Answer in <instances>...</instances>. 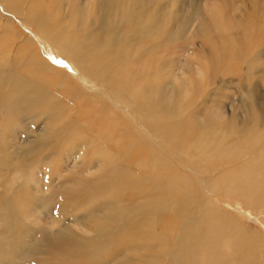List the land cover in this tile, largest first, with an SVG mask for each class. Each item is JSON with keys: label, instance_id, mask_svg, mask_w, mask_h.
<instances>
[{"label": "bare ground", "instance_id": "1", "mask_svg": "<svg viewBox=\"0 0 264 264\" xmlns=\"http://www.w3.org/2000/svg\"><path fill=\"white\" fill-rule=\"evenodd\" d=\"M26 1L0 0V5L4 8L0 9V23L6 22V24H9L11 21L8 14V17L3 15L6 9L11 14L14 13L31 24L45 41L44 44H39L38 41L36 42L31 36L23 34L16 27L11 29L6 25L4 30L0 29V175L3 173V160L12 158L13 154H16V157L20 160L23 159V156L28 155L21 151L24 147L26 152L33 155L27 157L24 161L29 162L35 158L41 159L42 157H39L43 154L42 160L45 163L43 167L47 169L52 166L56 171H59L64 159H77L78 161H76L79 163L81 160L84 161L88 152L90 157H94V159L115 155L116 153L107 151V148L99 149L100 147L96 145L98 149H95L97 141L107 139L111 134V139H114L115 135L113 141L118 146L120 145L122 149L130 144L128 148L130 151L120 152L126 155L127 159L137 157L141 153L137 151L138 144H143L145 141L149 159L152 161L151 164L153 163L155 171L153 180L147 182L133 179L132 175L127 174L130 170L122 173L116 172L117 165L110 168L109 172L106 170L108 172L106 179L97 177L95 181H93V178L80 180V187L78 186L80 192L82 188L87 191V194L91 190L98 193L101 187H104V189L102 188L103 191L106 189L102 192V197L99 194L98 198H92L94 201H99L103 204L101 206L104 207V213L101 217L104 220L100 223H97L96 220V222H92L93 225L95 224L97 231L89 237L80 236L75 230H72L73 227L71 225L66 227L64 234H62L63 230L59 231L55 236L48 238L47 242V238L44 240L37 238V232L35 231L36 236L34 235V237L37 238V242L42 248L39 264H63L65 261L72 264L107 263L106 261L116 253L117 243L122 242L130 234H135L139 238L137 246L142 251L137 256L135 254L130 256L125 254V250V253H121L124 248L118 244L123 249L118 247L120 253H117L125 255H118L121 259L119 261L116 260L118 262L115 261V264H160L161 260L164 264H199L198 258L201 255L207 258L208 264H264V243L259 239L261 235L247 233L248 230L245 231L243 229L239 219L235 217L232 211H222L223 208L220 207L218 208L221 211L213 210L211 209L213 203L210 201L214 197L212 195L216 197L222 195L229 201L228 204H232V207L233 204L237 207L238 200L247 203L250 209L255 208L257 205L261 208L264 207L263 197L257 195L258 189L264 184L262 179L264 177V141L258 144V141L263 138L264 128L261 130L259 128V115L255 106L250 107L251 104H249L252 110L247 106V110L250 111L246 113H250L251 116L249 121L246 122V126L244 125L246 123H244L241 124V127H236L238 124L235 120L236 118H229L228 122L230 125L228 122L221 124L220 121L222 120L218 118V108L216 110L217 113H213L214 116L216 114L218 117H211L210 113L208 115L211 109L206 108L207 110L210 109L206 113L204 106L200 107L204 108L206 114L199 113L201 116L204 115V117L203 119L199 117L198 120L200 121L196 122L195 117L198 115L194 114V118H192L191 112L188 114L190 108L186 106L188 105L189 93L194 89L198 90L200 87L195 85V79V81L193 80L195 86L191 85L188 88L186 84L187 86L183 88L180 98L179 93H175L171 98V103L164 107L161 105L158 91L159 80L157 78V74H160L161 69L158 56L151 54V52L149 53L150 55H147L148 53L143 54L142 47L135 50L127 48L128 36L136 39H142L143 36L149 38L150 43L145 47L149 51L153 50L154 43L159 42L160 15L162 14L157 11L159 7L155 5L156 1L123 0L118 6H124L126 3L133 1L132 5L120 7L113 10L110 14L105 10L104 15H97V10L102 8L101 5L87 10L86 4L79 5L80 0H71L70 3H66V7L72 11L71 13L63 12L65 6L63 8L58 6L57 8L58 2L55 7L57 9L52 11L50 8L54 5H51V3H55L56 0H33L34 2L28 0V3ZM105 1V7H111L112 3L108 0ZM34 4H36L35 7ZM151 4H154L157 8H153ZM221 4L222 9L217 8ZM135 7L137 12H133ZM231 7L232 0H216L213 14L206 17L202 16L201 32L204 39L201 38L200 40V50H202V46L205 45L207 40L206 43L210 44V53L215 56L216 60L213 65L207 66H205V62L196 61L195 68L197 72L195 73L201 78L206 73V69L211 68V66H213V73L217 71L218 68L216 69V67L219 66L220 59H222L221 55L231 47L229 45L231 41L234 42L236 40L235 44H239L237 39L233 40L234 38L225 36L231 29L242 26L241 23L233 21L234 15H231L233 18L229 15V19H224L225 15L231 12L228 11ZM126 23L128 28L123 29ZM222 39L226 41L222 43ZM241 39L239 40L241 41ZM244 39L246 40V38ZM243 40L241 45L245 46ZM41 45L44 51L48 49L50 53L64 56L65 59L73 61L89 79L96 83H101L106 89L93 91L85 88L86 91L82 90L81 80L62 71V67L51 59L52 54L49 57L43 54ZM230 51L231 55L236 52L232 53L234 50L231 49ZM206 53L207 50L199 58H204ZM241 55L239 56L241 57ZM35 67L47 85H56L59 88L64 87V93L69 95V97H61L62 105L55 107L53 102L44 97L41 87L33 80L36 78L33 75H25V71L29 72ZM78 76L81 77L82 75L79 73ZM251 76L252 74L247 78L250 79ZM247 78L245 80H248ZM187 82L189 83V81ZM247 87H251L253 90L255 88L254 84L249 83ZM213 90H210L209 93L216 94V89L215 92ZM195 93L194 96H196ZM249 93H252V91ZM78 96L82 98L77 106L73 100ZM190 96L193 95L191 94ZM200 96L203 97L205 94ZM196 98L198 97L196 96ZM211 98L213 99V95ZM29 99H31L34 109L39 114L37 119L32 116L24 117L25 109L30 107ZM214 99L211 101H214L215 105H217L218 103ZM83 101L86 103L90 102L89 104L92 108L85 107ZM186 107L188 108L187 111H185ZM205 107L207 106L205 105ZM216 107L212 106L211 108H214L215 111ZM219 108L221 109L222 107ZM48 109L54 110L55 114L53 116L49 115L47 113ZM100 110L104 114H101ZM193 110L192 114L195 113ZM59 111L60 115H58ZM133 113L137 117L136 120L143 126H139L129 117ZM95 114L98 116L91 120ZM111 114L119 115L118 118L120 119L115 118V122H113L110 119ZM39 121H42L40 125ZM234 122L237 123H235L236 126ZM28 124L34 128L38 125V135L31 136L33 138L31 140H23V146L18 148L19 150L9 151V145L6 144V139H10L9 132L17 133L22 131V127H26ZM88 125L90 130L94 129V125L95 127L97 125V132L92 135V132L87 128ZM46 130H49V132H46ZM127 132L128 134L125 137L128 139V136L132 134L133 136H130L131 139L127 140L123 136ZM252 132L253 135H250ZM230 133L231 137L233 136L235 139H239L240 136L245 137L243 140L248 139L247 137L251 138V136L259 138L258 141L252 140L254 141L253 144L252 141H248L252 144L254 151L250 152V157L241 165L239 164L240 166L235 161L240 158L239 155L244 150L239 149L240 143L239 145L237 144L239 141L237 143L224 142V139ZM28 135L30 136V134ZM218 137H223V140L221 141ZM54 138H59L61 141L55 143ZM159 138H161V141L158 143ZM190 149H194L197 156L194 157V155L193 158L188 160L180 159ZM172 155L175 160H178L175 164L173 163L174 157ZM48 160L54 163H48ZM8 162L13 165L11 161ZM91 167L95 168L92 165ZM177 167L189 172V178H186L182 174V170H178ZM81 169H83L82 165ZM86 172L89 171L86 169ZM213 172H217V174H211ZM59 175L62 177L61 174ZM195 175L197 177H194V182L199 183V187L190 179V177ZM4 183L8 188L13 189L10 181H5ZM121 185L129 190L137 189L136 198L139 201L134 205L126 204L127 202L125 203L123 198H120L121 189L119 190V188ZM20 188L13 190L17 193ZM75 188H70L69 190L74 191ZM76 190L78 189L76 188ZM214 201L218 204L219 200L215 198ZM11 208L13 209L12 211L7 215H3L1 214L3 209L0 206V214L2 215L0 217V257L3 256L8 258V260L9 256L12 255L14 257V255L5 251V242L9 246L16 243V238L10 236L12 234L11 231L27 233L30 225L26 224L28 222L26 218H31L30 210H25L23 204L19 201L15 202ZM77 211L79 212L78 209ZM161 214V218L170 216L175 223L180 220L187 222L184 225L182 223L179 225L181 232L170 243L172 246L165 245V234L156 228V219L158 216L160 218ZM96 219L98 220V218ZM163 222L165 221L163 220ZM216 228L218 229L216 230ZM87 233H90V231L88 230ZM31 237H33V234ZM25 238L22 239L23 241L18 246L11 247L15 256L17 252L25 248ZM128 247L126 246L125 249ZM29 248L28 246L27 249ZM117 251L119 250L117 249ZM220 251L231 253L230 255L227 253L228 256L224 258ZM164 257L166 258L163 260Z\"/></svg>", "mask_w": 264, "mask_h": 264}, {"label": "rangeland", "instance_id": "2", "mask_svg": "<svg viewBox=\"0 0 264 264\" xmlns=\"http://www.w3.org/2000/svg\"><path fill=\"white\" fill-rule=\"evenodd\" d=\"M108 1H110L112 3L111 7H109V6L105 7V4H106L105 0H80L79 5L86 4L87 10H91L93 7L97 8L99 5H101L102 8L100 10H97V15H104L105 10H107L108 14H110L113 10H116L120 7H126L127 5H129V6L132 5V2H133V1L128 2L124 6H118V4L123 0H108ZM146 1L147 2L156 1L155 5H158V7H159V10H157V11L159 14H162V15H160L161 16V26L159 29V32H160L159 33V39H158L159 42L154 43L153 50L149 51L147 48L145 49V47H147L150 43L149 38H147L146 36H143L142 39H136V38H133L131 36H128L127 48L129 50H135V49L142 47L141 50L143 51L142 52L143 54L148 53L147 55H150L149 53L151 52V54L158 56L157 58L159 59V67H161V69H162V72L160 69V74H157V78L159 80L158 91H159V96L161 99V105L164 107V106L168 105L169 103H171V101H172L171 98L174 96L175 93L176 94L179 93V98H180V95L182 94L183 88L187 85H188L187 86L188 88L191 85H194L193 80L195 79L196 83H197V84L195 83V85H199L200 87L198 90L194 89L192 91L193 93L192 92L189 93L188 99H187L188 105H186V106H189L190 109H192V110L194 109L193 112H195V113L192 114V110H190V109L188 110L187 107H186L187 109H185V111L188 110V114H190V112H191L190 115L192 118H194L193 117L194 114L198 115L197 117H195L196 122L200 121V120H198L199 117L200 118L202 117V119H203L204 115L201 116L200 115L201 113L206 114L207 111H209L211 109L210 112H208V115L210 113L211 117H212V116H214L213 113L216 112V110L218 108L217 112H219L218 113L219 115L218 114L217 115L219 117L216 116V114H215V116L218 117L220 120H222V121H220L221 124H224V123L226 124V122H228L229 118H236L235 120L238 124L236 122H234V125L236 126V124H237L236 127H241L242 126L241 124L248 122L249 118L251 116L250 113L247 114L246 112H249L250 110H252L250 107L255 106L256 111L259 115L258 116L259 128H260V130L262 128H264V120H263L264 119V108H263L264 107V78H263L264 77V0H260V1L259 0H232V7H231V9H228V11H231V12H228L225 15L224 19H229V15L230 16L234 15L233 16L234 18L231 16L233 18V21L236 23H241L242 26L235 27V28L233 27L234 29H231L229 33L225 34V36L231 37L232 39L234 38L233 40L237 39L238 43L240 45L239 44L237 45V43L235 44L236 40L234 42L231 41L229 43V45H231V47L228 48L227 52H225L223 55H221L222 59H220L219 66L216 67V69L218 68L217 71H215L213 73V71H214V70H212L213 66H211V68L206 69L207 71L202 76V78L200 76H197V74L195 73V72H197V70L195 68L196 61L205 62V66H207V65H213L215 63L216 59H215V56H213V54L210 53L211 52V50L209 49L210 44L206 43L207 40L205 41V45L202 46V50H200V44H201L200 40H201V38L204 39V37L202 36V32H201L202 31L201 19L204 16L205 17L207 15L211 16L213 14V12L215 10L216 0H146ZM32 2H34V1L32 0ZM57 2H58L57 8H58V6L59 7L61 6L62 8L65 6V8L63 9V12H66V13L72 12L68 7H66V3L67 2L70 3L71 0H56L55 3L54 2L51 3V5H54V6H52L51 8L49 7L52 11L57 9V8H55ZM26 3H28V0L26 1ZM261 4H263V5H261ZM35 6H36V4H34V7ZM151 6L153 8H157L154 6V4H151ZM53 7H54V9H53ZM217 8L222 9V4L218 5ZM0 9H4V8L0 5ZM161 11H163L164 13ZM81 12H82V9H81ZM133 12H137L136 7L133 9ZM7 14H8L11 21L9 24H6V22L0 23V29L4 30L6 25H8V27H10L11 29H14L16 27L23 34L31 36L34 40H36V42L38 41L39 44H44V42H45L44 38L36 32V30L32 27L31 24H29L27 21H25L23 18L19 17L18 15H15L14 13L11 14V12H9L8 10L5 9V12L3 15L7 16ZM164 14H165V17H164ZM126 28H128L127 23L123 26V29H126ZM237 29H239V30H237ZM233 34L234 35L236 34V35L234 36ZM197 35H198V37H197ZM245 35H247V36H245ZM237 36H238V38H237ZM241 38H243V39L246 38V40L245 39L243 40ZM239 39H241V41ZM242 40H243V44L245 42V44H244L245 46L241 45ZM225 41H226L225 39L221 40L222 43ZM231 43H233V44H231ZM234 44H235V46H234ZM232 46L234 47V49ZM230 49L234 50V51H232V53L235 51L237 53L235 52L234 54L231 55ZM238 49H241V50L244 49L246 55L244 54V51L241 52V50H238ZM206 50H207L206 56L204 58H199V57L204 55L202 53L206 52ZM41 51L43 52V54L46 57H49L50 54H52L51 59H53V61H55V63H58L59 66L62 67L61 68L62 71H64L65 73H68V75H70L74 78H79V80H81V84L83 85V87H81L82 90L86 91L85 88H89L93 91L94 90L95 91L96 90H103L104 88L106 89V87H104L101 83H96V82L92 81L91 79H89L87 77V75H85L82 71H80V68L75 63H73V61L65 59L64 56H60L58 54L50 53L48 49H46L44 51L42 48V45H41ZM227 53H228V55L230 54L231 57H230V55L228 57ZM241 54H243V55H241ZM236 55H237V57H236ZM239 55H241V57ZM165 61H166V63H165ZM252 63L254 64L253 66H252ZM246 72H247V74H245ZM79 73L82 75L81 77L78 76ZM166 74H168V75H166ZM249 74L250 75L252 74V76L250 77L251 80L247 78L250 76ZM25 75L26 76L27 75H33L34 78H36L33 80L41 87V92L44 93V97H46L48 100L53 102V105L55 107L62 105V102H61L62 96L69 97V95L64 93V87L59 88L56 85L55 86L47 85L42 80V77L38 73L36 67L33 70H30L29 72L25 71ZM164 75H165V77H164ZM245 78H247L248 80H245ZM90 81H91V83H90ZM187 81H189L190 84ZM246 81L249 84H254V87H255L254 90L251 87L250 88L247 87L248 83L246 84ZM161 82H162V84H161ZM67 85H68V83H67ZM205 85H207V86H205ZM213 88L216 89V94L215 93L214 94L209 93L210 90H213ZM215 89L213 90V92H215ZM250 91H252V93H249ZM194 93L198 98H196V96H194ZM110 94L112 96H114L112 92H110ZM191 94L193 96H190ZM204 94H205V96H203ZM208 94L211 96H209ZM248 94H250V95H248ZM81 95H83V94H81ZM200 95H202L203 97H201ZM212 95H213V99L215 98L214 100L217 101V103H218V104L216 103L217 105H215L214 101H211V100H213L211 98ZM208 96L210 97V99H208L209 98ZM81 98H82L81 96H78L73 100V102L76 103V105L78 106V104L81 101ZM29 101H30V107L25 109L24 117L32 116L33 118L37 119L39 117V114H38L37 110L34 109V104L31 102V99H29ZM213 102H214V105H213ZM83 103H84L85 107L92 108V106L89 104L90 102L86 103L83 101ZM85 103L88 105H86ZM252 103H253V105H252ZM249 104H251L250 107H249ZM205 105L207 107H205ZM211 105L213 107L217 106L215 108V111H214V108H211L212 107ZM200 106L201 107L204 106L205 109L206 108H210V109H208V110L206 109L205 110L206 113H205L204 108H201ZM209 106H211V107H209ZM218 106L222 107L221 108L222 110ZM247 106L249 107L250 110H247V108H248ZM198 107H200V108H198ZM220 110L222 111L223 115L221 114ZM99 112H101V114H104V113H102V110H100ZM47 113H49V115L53 116L55 114V111L52 109H48ZM262 113H263V115H262ZM58 115H60V111L58 112ZM112 115H114V116L112 117ZM96 116H98V115L97 114H95V116L93 115L91 120L93 118H96ZM118 117H119V115L111 114L110 119H112V121L115 122V118H118ZM129 117H131V119H133L137 124H139V126H143L136 120L137 117L134 113L132 116H129ZM118 119H120V118H118ZM192 120L195 121L194 119H192ZM261 120H263V121H261ZM260 122H263V123H260ZM41 123H42V121H39V125ZM89 125L87 128L90 130ZM229 125H230V123H229ZM244 125L246 126L247 123ZM235 126H233V127H235ZM228 127H226V128H228ZM22 128H21L22 131H19L17 133L9 132L10 139H8V138L6 139V141H7L6 144L9 145L8 146V150L10 149L9 151H15L18 148H21L23 146L22 145L23 140H31V139H33L32 137H34L35 134L37 136L39 133V129H37L38 125L36 126V128H34L28 124V126L26 125V127L23 126ZM93 128H92L93 130H90L92 132V135L94 133H96L98 130L97 125H96V127L94 125ZM46 132H49V130H46ZM255 133L258 134L257 132H255ZM28 134H30V136ZM127 134H128V132L126 134H124L123 136L125 137ZM111 135L107 139L97 141V143L95 144V149H98L96 147V145H97L98 147H100L99 149H104V148L106 149L107 148L106 149L107 151L112 152V153H116L115 155L113 154L109 157H101L102 159L100 157H99V159L98 158L94 159V157H90V153L88 152L85 155L84 161L81 160V161H79V163L77 162L78 161L77 159H64L62 161L60 167H59V171H56L52 166L48 167L47 169L43 167L45 164L42 160L43 154H41V156L39 157V158L42 157L41 159L35 158L34 160H31L29 162L24 161V159H26L27 157L33 156V155H31L25 151V149H26L25 147L21 151H23L25 154H28V155L23 156L22 160L18 159L16 157V154H13L12 158L10 157L6 160H3L7 163H4L2 161V166L4 168H3V173H1V175H0V206L3 209V212L1 214L7 215L10 211L13 210L11 207L14 205V203L19 201L20 203L23 204V207L25 210H30L29 214H31V218H26V220L28 219L27 220L28 222H26V224L28 226L30 225L29 231L27 233L15 232V230L11 231L12 234L10 236L12 238H16V243L12 246H9L5 242L4 248H5V251L7 253H12L14 255V257H12V255L9 256V260H11L12 261L11 262L8 260V258H5L2 256V257H0V264H39V258L41 255L40 251H42V248H40V244H38L37 238L39 237L43 240L47 238L46 239V242H47L48 238L55 236L56 233L59 231L63 230L62 234H64V232L66 231V227L70 226V225H71V227H73L72 230L73 231L75 230V232H77V234H79L82 237H89L91 234H95V232L97 230H96L95 224L93 225V223L96 221H97V223L98 222L100 223L104 220L103 217H101L104 213V211H103L104 207L101 206L103 204H101L99 201H98L99 202V204H98V202L94 201V199H92V198H94V197L98 198L97 196L99 194L102 197L101 194L106 189L103 191L104 187H101L100 191L98 193L93 192L91 190V191H88V194H87V191H85V189L82 188L81 192H80L79 191V187H80L79 181L80 180H84L85 178L86 179L89 178V180H90L93 178V181H95V178H97V177H103V179H106V177H108L107 175H108L109 169L113 168V166H117V165H118V167L115 170L116 172L122 173L124 171L130 170V171H128L129 173H127V174L132 175L133 179L145 180L147 182H150L151 180H153V178L155 177L154 176L155 171L153 169V163L151 164L152 161L149 159V155H148L149 152L146 149V147H147L146 142L141 139L142 141H144V143L143 144L139 143L138 147H137V151L141 152L139 154L140 156L138 155L137 157H132V159L130 157V158H128L129 159L128 160L127 156L124 154H121L120 152H123L125 150L130 151V149H128L130 144L126 148L122 149L120 145L118 146L117 143H115L113 141L115 139V135H114V139H111ZM250 135H253V132ZM20 136H21V138H20ZM130 136L132 137L133 135L132 134L129 135L128 139H131ZM22 137H23V139H22ZM234 137H238V136H234ZM254 137H256V136H254ZM254 137L253 136H251V138L247 137L248 139L243 140L245 137L240 136V138L239 139L236 138L237 139L236 140L235 138H233V136L231 137V133H230L224 139L225 140L224 142H231V143H237L239 141L237 143L238 145L240 143L239 149L244 150V151L242 150L243 153H241L239 155L240 158L235 161V162H238L237 165H239V164L241 165L242 163L247 161L246 159L249 158L250 154L254 151L252 149V144L254 141H252V140L258 141V139H259V138H254ZM262 137L263 138L258 141V144H261L264 141V135ZM125 138L127 139V137H125ZM218 138L221 139V141L223 140V137H218ZM252 138H254V139H252ZM54 140L56 141L55 143H59L61 141V139H59V138H54ZM160 141H161V138H159L158 143ZM248 141L249 142L252 141V144H250ZM247 146H249V147H247ZM12 147H14V148H12ZM12 149H14V150H12ZM141 155H143V156H141ZM86 156H89V157H86ZM172 156H171V158H172ZM193 156L194 157L197 156L196 152L194 149H190L189 152L187 154H185L183 156V158H180V159L188 160L190 158H193ZM68 158H71V157H68ZM114 158H116V159L113 160ZM88 159H89V162H88ZM106 159H109V160H106ZM16 160H17V162H16ZM173 160H174L173 161L174 164L176 163V161H178L177 159L175 160V157ZM8 161H11L13 165H10L11 163ZM81 162H82V164H80ZM102 162L104 163V166H103ZM148 162H150V163L148 164ZM48 163H54V162L51 160H48ZM88 163H90V164H88ZM24 164H26V165L24 166ZM121 164H122V166H121ZM21 165H22V167H21ZM81 165H82V168L84 170L81 169ZM86 165H87V167H86ZM91 165L94 166L95 168H92ZM95 165H97V166H95ZM10 166H11V168H9ZM177 166H179V165H177ZM35 168H37V169L35 170ZM79 168H80V170H79ZM177 168H178V170H182L181 172L184 176H186V178H189V172H186L183 168H181V169H179V167H177ZM188 168H190V167H188ZM60 169H61V171H60ZM86 169L89 172H86ZM99 173L100 174L102 173L103 175L101 174L102 175L101 176ZM59 174H61L62 177ZM83 174L84 175L86 174V175L84 176ZM195 174L197 175L196 171H195ZM211 174H217V172H213ZM88 175L91 177H89ZM95 175H97V176H95ZM196 175L190 177L192 182H194V177L195 178L197 177ZM198 179H199V177H198ZM259 179L261 180V178H259ZM262 179L264 181V177H262ZM5 181H7V182L10 181L11 188H13V189H18L19 187H21V188L19 189V191L17 193H15L13 189L11 190L10 188H8V186L4 183ZM71 182H72L73 186H71L72 185ZM194 183H195V185H197V187L200 186L199 183H196V182H194ZM67 184H69V185H67ZM74 185L77 186L76 188L78 190H76ZM262 185L264 186V184H262ZM263 186H261L258 189L257 195L260 197H263L262 200L264 201V187ZM70 188H75L76 191L75 190L71 191V190H69ZM64 189H65V191H64ZM119 190L121 191L120 198L121 199L123 198L124 202L125 203L127 202L126 204L134 205L135 203H137L139 201L136 198L137 194H138L137 189L129 190L125 186L121 185ZM123 190H124V192H123ZM68 191H70V192H68ZM13 195H15V196L13 197ZM212 196H214V197H212L210 199L211 203H213L211 209L221 211L218 208V207H220V208H223L222 211H224V210L232 211L235 214V217L237 219H239V222L241 223V226L243 227V229H245V231L248 230L247 233H253V235H259L260 234L261 236L259 239L261 240V242L264 243V207L261 208L260 206L257 205L259 208L256 206L255 208L250 209L249 206L247 205V203L241 202L240 200L237 201V207H235V204H233V207H232V204H228L229 201L224 196H222V195L217 196V197L215 195H212ZM89 197H90V199H89ZM11 198H14V199L11 200ZM215 198H218V200H219L218 204L215 203V201H214ZM99 199H101V198H99ZM91 200H93V201L91 202ZM60 208H61V210H60ZM76 208L79 210L80 213L77 211ZM74 210H76V211H74ZM62 212H63V214H62ZM1 214H0V217L2 216ZM127 216H129V215H127ZM127 216H124V217H127ZM161 216H162V214L160 215V218H158L159 217L158 216L156 219V222H157L156 228H157V230L159 229L165 234V237H164L165 238V245L166 246L167 245L172 246V244H170V243L177 236L180 235L179 232H181V231L179 230V225L181 223L184 225L187 222L180 220L178 223H175V222H173V220H171L170 216H168L167 218L165 217L166 219L164 217L161 218ZM96 218H98V220ZM163 220L165 222H163ZM159 221H160V223H159ZM8 222L11 224L10 221H8ZM86 223H87V225H86ZM52 228L54 231L51 230ZM217 229L218 228H216V230ZM88 230L90 231V233H87ZM161 231H158V232H161ZM29 233H30V235H29ZM35 233L37 234V238L34 237V235L36 236ZM32 234H33V237H31ZM84 235H87V236H84ZM28 237H29V239H27ZM23 238L26 239L25 248L23 250H20V252H17V255L15 256L11 247L18 246L23 241L22 240ZM31 238L33 239V241ZM138 241H139V238L135 234H130L125 239H123L122 242L117 243V246L119 247V245H121L124 248L123 249L120 246L121 249H123L121 253H125L124 252V250H125L126 251L125 254L130 255V256H131V254L132 255L135 254L137 256L142 251V249L137 246ZM179 242L181 243L180 240H179ZM33 244H34V246H33ZM28 246L30 247L29 249H27ZM126 246L127 247L129 246V247L125 249ZM118 247H117V249L119 251H117V249H116V251H115L116 253H114L115 256L113 255L111 258H109L106 261L107 263H103V264H110V263L115 264L116 262H118L121 259V257L118 255H123V256L125 255V254H118L117 253V252L120 253V249H119L120 247L119 248ZM223 253H225V254H223ZM227 253H229L228 255H230L231 252L220 251V254L223 255L224 258L226 256H228ZM116 254H117V256H116ZM118 257H120V258H118ZM165 258L166 257H164L163 260ZM116 260H118V261H116ZM9 262H11V263H9ZM198 263L199 264H208V260H207V258H205V256L201 255L198 258ZM63 264H72V263H68L65 261V262H63ZM160 264H164V262H162V260H161Z\"/></svg>", "mask_w": 264, "mask_h": 264}]
</instances>
